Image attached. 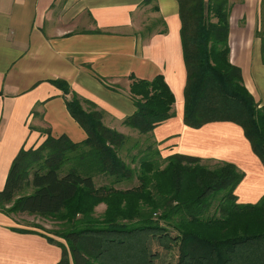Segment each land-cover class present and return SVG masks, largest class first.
Listing matches in <instances>:
<instances>
[{"label": "trees", "instance_id": "16d2710c", "mask_svg": "<svg viewBox=\"0 0 264 264\" xmlns=\"http://www.w3.org/2000/svg\"><path fill=\"white\" fill-rule=\"evenodd\" d=\"M230 9L229 0H178L183 122L192 129L213 122L239 126L264 168V105L229 61ZM53 85L71 93L63 81ZM130 93L136 110L123 124L151 142L145 151L126 162L122 151L130 154L139 142L126 148L130 139L104 126L103 113L72 93L66 108L86 139L73 143L42 131L45 140L13 160L0 212L56 221L53 233L65 244L48 241L61 249L58 264H161V250L174 246L175 264H264V195L238 204L243 175L230 163L210 169L196 157H161L150 134L173 116L175 103L162 76L133 81ZM123 184L131 187H117ZM100 204L105 210L96 216Z\"/></svg>", "mask_w": 264, "mask_h": 264}, {"label": "crops", "instance_id": "0c3cea01", "mask_svg": "<svg viewBox=\"0 0 264 264\" xmlns=\"http://www.w3.org/2000/svg\"><path fill=\"white\" fill-rule=\"evenodd\" d=\"M229 3V61L262 106L264 0ZM159 75L175 99L173 116L150 134L161 157L230 163L243 175L235 189L238 204L257 203L264 195V168L242 129L229 122L192 129L183 122L178 0H0V190L19 151L45 140L42 131L73 143L86 139L66 108L72 93L102 112L107 128L140 136L123 124L136 110L130 87ZM53 81L65 82L71 93ZM48 238L54 239L0 212V264H58L61 249ZM150 243L157 248L155 240ZM175 247L161 250V264L176 263Z\"/></svg>", "mask_w": 264, "mask_h": 264}, {"label": "rangeland", "instance_id": "374dc122", "mask_svg": "<svg viewBox=\"0 0 264 264\" xmlns=\"http://www.w3.org/2000/svg\"><path fill=\"white\" fill-rule=\"evenodd\" d=\"M128 137L129 143L126 144V148H130L134 145L135 142H139L137 148L133 149L132 152L127 153V151H122L121 156L126 162H130V158L128 155H138L140 151H145L146 147L148 146V143H151L150 141H145L146 137L144 136H126ZM137 149V150H136ZM147 153V152H146ZM136 163H138V160H136ZM135 165V164H134ZM203 165H206L210 169H215L218 167L216 163L213 162H203ZM120 187L121 186H117ZM123 187H131L129 184H125ZM97 208V207H96ZM95 208V215L98 216L102 212V208L97 210ZM15 217L25 223L28 227L37 229L38 231L42 232L43 234L51 235L56 241L61 242L62 244H65L63 239H60L59 237H56L53 232L57 231L58 229V223L56 221H53V219L49 217H41L38 215H27V214H20L15 215Z\"/></svg>", "mask_w": 264, "mask_h": 264}]
</instances>
